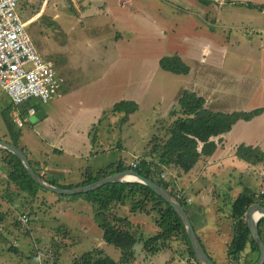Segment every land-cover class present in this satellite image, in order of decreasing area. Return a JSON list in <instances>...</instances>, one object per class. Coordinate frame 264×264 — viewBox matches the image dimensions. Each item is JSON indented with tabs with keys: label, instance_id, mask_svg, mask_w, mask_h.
I'll list each match as a JSON object with an SVG mask.
<instances>
[{
	"label": "rangeland",
	"instance_id": "374dc122",
	"mask_svg": "<svg viewBox=\"0 0 264 264\" xmlns=\"http://www.w3.org/2000/svg\"><path fill=\"white\" fill-rule=\"evenodd\" d=\"M248 3L250 2L219 4L221 9L217 19L200 14L198 19L200 37H202L200 40L209 36L227 46L225 63L221 60L218 65L212 67L213 63H207L208 54L204 51H202V62L199 56L198 59L189 57L187 63L185 55L181 56L176 52L190 66V72L187 74L166 71L154 60L118 62L117 59L110 62L114 57V52L110 54V51L109 62L105 64L101 61L103 59H95L96 50L92 48H58L54 42L62 41L63 43L59 44L69 45L68 30L73 26L71 24L75 22V19L69 20L68 17H63L52 24L49 19H46V15L39 24H29L27 30L39 55L53 61L58 73L64 77L58 91L62 85L61 91L66 86H69L71 90L67 97H61L65 93L60 92L62 95L59 96L57 91L59 95H56L54 99L51 97L47 103L44 102L45 105L41 109L45 110V117L40 118L37 113L32 116L25 115L27 121H24L18 138L20 146L26 149L31 158L37 156L41 162L47 161L53 173H58L57 178L60 179L61 184L76 185L84 178L83 173L87 165L101 167L120 158L129 165L137 161L138 156V160L143 157L149 139L155 134L164 135L166 127L175 119L176 116L171 111L180 109L177 101L183 88H193L195 91L197 89L196 92L199 94L200 90H203L211 102H213V95L210 94H218L221 102L230 107H239L237 110H252L260 107L264 104L261 103L264 101V96L260 95L261 91L264 93V69L259 64L262 57L261 47L264 44V10L252 8ZM251 3L264 7V0ZM18 7L21 17L26 19L24 13L27 7L22 3ZM213 21L215 24L211 25ZM54 27L60 31H55ZM75 29L82 31L80 27ZM85 30L83 29V32L87 36H84V39L87 41L91 33ZM74 35L70 34L71 37ZM92 36L91 41L98 40L96 33ZM214 53L216 60H219V55H224V51L215 50ZM173 54H175L173 49L166 51V55ZM205 59L207 62H204ZM202 63H207L203 70ZM221 64H224V67H220ZM245 70L250 71L249 77L246 78L247 83L244 78ZM132 75L135 79V87H140L138 94L140 96L136 101L138 109L129 115L128 121H121L123 115L113 113L112 106L117 101L127 99L122 96L121 79L123 76L125 79L131 78ZM246 84L248 89L245 88ZM255 90H258L257 101L252 103L250 97ZM33 100L40 106L43 102L38 98ZM10 102L9 96L0 87V137H6V139L9 138V133L3 114ZM207 106L216 107L214 103H207ZM260 122L264 125V117ZM66 123L71 124V128L57 133ZM256 128L262 129L261 124L257 123ZM73 138L76 139L75 142L77 139L82 142L90 138L88 152L91 155L98 153L97 156L89 154L87 159L78 157L81 147L76 148V144L63 151L52 150V142L59 141L62 145L63 143L73 144L74 142L70 140ZM225 141V144H228L229 140ZM118 142L120 145L117 146ZM228 146L226 145V154L229 152ZM232 149L236 151V148L232 147ZM222 154L214 158L212 155L202 160L187 174L173 170V176H176L175 188L190 200L185 207L203 245L216 263L228 264V247L234 235L233 221L230 217L231 203L241 191L237 181L247 178V182L250 180L249 186L244 188L251 192L258 191L257 194H260L264 185L259 189V172L264 168V164H250L247 167L245 162L234 163L232 160H226L227 156ZM4 155L5 152L0 153V158ZM7 172L5 164L2 165L0 162V210L8 213L0 225V264H53L51 262L56 258L55 249L49 245V242L53 238L62 241L55 229L58 224L57 219L62 220L61 218L65 216L62 208L58 207L59 202L56 201L68 202L70 204L68 211L84 219L92 216L95 219L94 208L81 199L79 201H83L82 204L71 196L65 197L49 190H40L33 198L18 190L16 185L12 184L6 188L1 183L3 178L7 179ZM89 211L93 214L89 215ZM29 212L30 226L27 227L21 222L25 228L18 226L15 222H19V216ZM131 217L134 224H141L145 234L158 229L155 219L146 213L131 215ZM74 223L73 228L77 229L75 236H71L68 244L60 248L61 264H73L76 257L95 248L102 249L96 257L109 256L116 261L121 260L122 254L118 248L107 242L99 247L98 240L91 235H86L76 222ZM86 224L82 226L86 228ZM96 224L98 225L97 221ZM26 228L30 234L26 232ZM11 245L17 247L18 251L9 250ZM143 245V241L136 243L135 252L141 254L127 264H188L187 250L178 241H172L171 248L163 249L157 260L151 259L152 255H147L142 249ZM251 251L248 244L241 252L239 260L241 264H254L257 261L259 253L250 256Z\"/></svg>",
	"mask_w": 264,
	"mask_h": 264
},
{
	"label": "trees",
	"instance_id": "16d2710c",
	"mask_svg": "<svg viewBox=\"0 0 264 264\" xmlns=\"http://www.w3.org/2000/svg\"><path fill=\"white\" fill-rule=\"evenodd\" d=\"M199 1L205 5H210L213 2V0ZM248 5L252 8L264 9V7L256 6L251 2ZM159 63L162 69L177 74H187L191 69L177 53L163 56ZM178 103L180 109L171 111L176 116L175 119L166 127L164 135L155 134L149 139L143 157L138 160V156L137 161H133L129 165L125 163L124 159L120 158L97 170L88 167L84 172L85 177L82 183L77 186L86 185L110 174L131 168L167 189L178 198L186 209L185 204L190 200L175 188L176 176H173V170L179 173H189L198 163L215 153L221 141L220 139L217 141L216 137L231 131L233 126L240 120H252L264 112V107L248 111L213 110L207 106L205 97L189 89L182 92ZM32 106L40 108L33 102V99L22 104L24 112H27ZM10 109L11 105L3 115L11 136V140L8 141L21 147L18 139L21 129L9 116ZM137 109L138 103L127 99H122L112 106L113 113L123 115L121 121H128L129 115ZM21 148L27 154L26 149ZM2 152H5V155L0 158V161L5 164L8 172L7 179L3 178L1 184L6 188L12 184L16 185L18 190L33 198L37 196L40 190L48 191L31 177L20 158L8 150L0 149V153ZM236 156L252 165L264 164V149L260 145L241 143L236 148ZM134 162L137 163L136 166L133 165ZM31 164L41 174V170L34 166L32 161ZM42 176L49 183L59 187H77L61 184L55 178L50 180L44 174ZM63 196L81 199L92 205L95 211V219L103 232V239L108 244L118 248L122 254L120 261H116L109 256L96 257L102 249L95 248L76 257L73 264H127L136 258L137 253L134 247L138 241H143L142 249L150 255L157 254L165 248H171L172 241H178L187 250L188 264H199L182 218L168 201L148 185L139 182H112L86 193ZM263 199L264 195L257 196L256 192L244 188L232 201L230 217L233 221L234 235L228 247V264H241L239 261L241 252L248 244L253 252L259 253L260 247L251 234L246 221V212L249 206L255 202H259L264 206ZM139 213H146L154 218L158 229L145 234V231L141 229V224H134L131 217V215L136 216ZM7 214L0 210V225L6 219ZM26 215L29 218L28 226H30V212ZM15 223L22 228L24 227L18 221ZM26 232L30 234L28 229ZM60 233L61 231H59L61 237ZM259 233L264 241V217L259 221ZM49 245L55 249L54 255L56 256L51 263L61 264L59 256L62 242L53 238ZM9 250L16 252L18 248L11 245Z\"/></svg>",
	"mask_w": 264,
	"mask_h": 264
},
{
	"label": "crops",
	"instance_id": "0c3cea01",
	"mask_svg": "<svg viewBox=\"0 0 264 264\" xmlns=\"http://www.w3.org/2000/svg\"><path fill=\"white\" fill-rule=\"evenodd\" d=\"M253 1H257V0H213V2L210 5H205L202 4L199 0H22L19 3V5L22 3V5H25L27 7V11L24 13L26 19L24 20H27L29 24H33V23L39 24V22H41L44 16L46 15H47L46 19H49L52 24H54L56 20H61V18L63 17H68L69 20L75 19V22L71 24L73 26L70 27L68 30L69 34L67 35V40L69 45L59 44V43H63L62 41L54 42L55 43L54 45L57 46L58 48H63V47L75 48V49L76 48L80 49L82 47L89 49L92 48L96 50V53L94 55L95 59H100V60L110 59V55H109V51H110V54L114 52L113 55L114 57L113 58L111 57L112 59L110 62H113L114 60L117 59L118 62H123L124 60L135 61L140 59L154 60L157 61L159 67H160L159 65L160 63L158 61H160V59L166 55V51L168 49H173L175 53L178 52L181 56L185 55V59L187 63L189 62L188 61L189 57L192 58L196 57V59H198L197 57L199 56H200V62H202L203 61L202 51H204L207 52L206 53L208 54L207 59H209L208 62L207 59H205L204 62L213 63V65L211 66L215 67V65H218V63L221 60H224V57L226 58L227 46L215 41L213 38L209 36L203 37L204 40H206L205 42L204 40L202 41L200 40V38H202L200 37V22L198 21V19H200V14H204L205 16L207 15L209 17H213L217 19L218 17L217 15L220 13L219 10L221 9L219 4L222 5L224 2H232L233 4H236L237 2H253ZM17 9L19 10L18 12L21 13L19 7ZM214 22L215 21L211 22L210 24L211 25L215 24ZM74 26L80 27L82 31H80L79 29L78 30L75 29L76 27ZM53 29H55V27ZM83 29H86L85 31L91 33L90 36L87 37V41H85L84 39V36L86 37L87 35H85V32H83ZM55 31H60V30L55 29ZM215 32L217 33V31ZM93 33H96V36H98V40L100 39V41L98 40L91 41L93 37L92 36ZM70 34H75V35L71 37ZM49 40H52V38H49ZM71 43H73V45H71ZM261 48H262V57L259 64H261L262 69H264V49H263L264 44L262 45ZM180 50H184V51L181 52ZM215 50L224 51V55H219L220 56L219 60H216L217 57L213 55L215 54L214 53ZM44 60L51 61L47 59ZM103 60L101 61L105 64L109 62V60L108 61H103ZM207 63L201 64L202 70L205 69L204 67L207 65ZM220 67H224V64H221ZM249 72H250L249 70H245L246 74L243 73L245 80L247 77H249L248 76ZM236 75L237 77H239L238 74ZM59 76H61L64 79V77L61 74H59ZM67 76L69 77V75ZM121 80H122L121 86L123 87L121 90L122 96H125L124 98H127L128 100L138 101V97L140 96L138 95L140 92L139 91L140 87L138 86L135 87L134 84L135 79L133 75L131 78L128 79H125L123 76ZM247 82L248 80H246V83ZM137 84L139 85V83ZM62 86L59 88L58 93L59 92L62 94L65 93V95L61 96L62 94L59 93L60 94L59 95L56 92L53 96H51L53 97V99L56 97V95H59L61 97H67V94L70 93L71 89L69 86H66V88L61 91ZM245 88L248 89V84H246ZM245 88L243 90L244 94L246 93ZM184 90L185 88L182 89V92ZM189 90L195 91V89L193 88ZM260 90L262 89L260 88ZM200 95L206 98L208 104L210 103L215 104L216 107L211 108L213 110L235 111L239 108V107H230V105L221 102L220 99H218L220 98L218 94L215 93L210 94L213 95L212 96L213 102L208 100L207 93H205L203 90H200ZM260 95L264 96V93H262L261 91ZM256 96H258V90H255L252 93L250 97V102L252 103L256 102L257 101ZM33 102L36 103L40 108L38 109L35 106H32L31 108L36 109V113L40 111L42 112L43 115L40 118L45 117L46 116L45 110L41 109L43 108L42 106L45 105L44 102H41V106L39 103L35 102V100H33ZM261 103H264V101ZM10 105H11V109L9 111V116L16 123L17 127L21 129V127H23L24 124L20 126L15 121L14 116L12 115V112L15 107L12 104V101L10 102L9 106ZM260 107H264V104H262ZM19 109L21 111L20 112L21 116H25V115L32 116V114H29L28 111L24 112L22 105L19 106ZM261 114L250 121H241V120L238 121L233 126L231 131L216 137L215 139L217 141L219 139L221 141L219 142L217 150L213 154V158L223 153L227 156V157L223 156L226 158V160H232L234 163L245 162L244 160L238 158L236 156V151H233L232 149V147L237 148V146L241 143H245L249 145H260L264 149V125L260 122L261 119L264 117V113L262 115ZM25 121H27V118ZM257 123L261 124L262 129L256 128ZM70 125L71 124L66 123L65 126L60 127L57 133H61L60 131L71 128ZM52 129L56 130L55 128ZM7 132L9 133V131ZM8 136L9 138L6 139L5 137L3 139L6 141L8 140L10 141L11 140L10 134H8ZM70 140H72L74 143L73 144L63 143L62 145L59 141L56 143L52 142L51 143L52 150L63 151L64 149L71 148L76 144V148H78L79 146L81 147V151L78 153L77 156L84 157L85 159H87V157L90 154L88 152V145H90V138H87L86 141L83 140L82 142H80L78 139L75 142L76 139L74 138ZM225 140H229L227 142L228 144H225L226 143ZM116 145L118 146L120 145V143L118 142V144ZM226 145H229L228 151L230 153L228 152V154H226V150H225ZM97 154L93 153V155L96 156ZM27 156L30 162L32 161L34 163V166H36L39 170H41V175L44 174L49 178L52 177L58 179V181L60 182V179L57 178L58 173L57 174L55 172L53 173L52 169L48 166L47 161L41 162L40 161L41 159L39 157L36 156L34 158H31L29 154ZM0 162L2 163V161ZM245 164L247 165V167L250 166V164H248L247 162H245ZM106 165H103L101 167H94L87 165L85 167V170L88 167L97 170ZM233 170H237V169L233 168ZM259 173H260V181H259V189H260L262 185H264V179H263L264 168ZM83 177H85L84 173H83ZM83 179L84 178H82V181ZM82 181L77 183L75 186L82 183ZM237 182L241 186V191L244 189V186L247 187L249 186L247 182V178L243 181H237ZM253 192L257 193L258 191H253ZM56 202H59L58 207L59 209L62 208L61 210L65 214V216L61 218L62 220H60V218L57 219L58 224H57V228L55 229V231L58 233L59 231H61L60 234L62 235L61 236L62 247L64 246V244L66 243L68 244V240L71 239V236L74 237L76 234L75 231L77 229L73 228L72 225L75 224L74 222H76V225H78L86 235H91L96 240H98L100 244L99 247H102V245L106 244L104 243L106 241L103 239V232L101 228H99L98 225L96 224L94 216H92L93 218L89 217V219L81 218L79 215L74 216L70 213V211H68V206L70 205L68 202L59 201V200H57ZM78 203L82 204L83 201L78 200ZM90 207L92 208L91 205ZM92 214L93 212L89 211V215ZM82 224H86L87 227L84 228ZM204 248L206 252L209 254V256L212 257L208 249H206L205 246ZM159 253L152 255L153 257L151 256V259L154 258L155 260H157L159 257ZM140 254L141 253H137L136 256ZM249 254L250 256H252L255 255V252L251 251L249 252Z\"/></svg>",
	"mask_w": 264,
	"mask_h": 264
},
{
	"label": "built area",
	"instance_id": "2783aa9c",
	"mask_svg": "<svg viewBox=\"0 0 264 264\" xmlns=\"http://www.w3.org/2000/svg\"><path fill=\"white\" fill-rule=\"evenodd\" d=\"M21 1L0 0V87L10 96L15 107L12 115L20 126L26 117L21 116L19 106L33 98L48 102L64 81L54 63L44 60L35 48L27 30L29 22L17 9ZM28 113L33 115L36 109ZM260 194L264 195V187ZM18 220L28 227L26 214Z\"/></svg>",
	"mask_w": 264,
	"mask_h": 264
},
{
	"label": "water",
	"instance_id": "95a60500",
	"mask_svg": "<svg viewBox=\"0 0 264 264\" xmlns=\"http://www.w3.org/2000/svg\"><path fill=\"white\" fill-rule=\"evenodd\" d=\"M43 114L42 112H37V116L41 117ZM0 149H5L13 154H15L20 160L23 162L24 166L26 167L28 173L31 177L41 186L45 187L46 189L53 191L58 194L62 195H73L77 193H86L92 190H95L107 183L112 182H139L148 185L152 188L158 195L162 196L166 201H168L171 206L175 209L178 215L182 218L188 236L190 238L192 247L195 252L196 260L199 264H217L214 260L211 259L209 254L206 252L204 246L202 245L197 232L192 224V221L182 205V203L178 200V198L172 193H170L167 189L159 185L157 182L141 175L135 169H126L120 172H116L105 176L101 179H98L92 183L77 186L73 188H65L59 187L54 184L49 183L41 174H39L34 167L32 166L27 154L24 150L19 147L18 145L6 141L4 139H0ZM134 177V178H130ZM264 217V206L259 203L255 202L249 206L246 212V221L250 228L251 234L259 244L260 251L257 261L254 264H264V241L259 233V221Z\"/></svg>",
	"mask_w": 264,
	"mask_h": 264
},
{
	"label": "bare ground",
	"instance_id": "6f19581e",
	"mask_svg": "<svg viewBox=\"0 0 264 264\" xmlns=\"http://www.w3.org/2000/svg\"><path fill=\"white\" fill-rule=\"evenodd\" d=\"M131 179L134 178V177H130Z\"/></svg>",
	"mask_w": 264,
	"mask_h": 264
}]
</instances>
